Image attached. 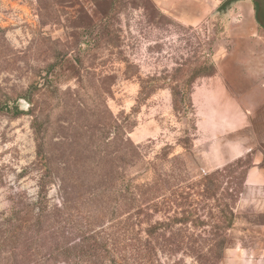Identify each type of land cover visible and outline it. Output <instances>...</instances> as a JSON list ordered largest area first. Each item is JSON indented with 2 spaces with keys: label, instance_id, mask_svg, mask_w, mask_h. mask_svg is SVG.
<instances>
[{
  "label": "rangeland",
  "instance_id": "rangeland-1",
  "mask_svg": "<svg viewBox=\"0 0 264 264\" xmlns=\"http://www.w3.org/2000/svg\"><path fill=\"white\" fill-rule=\"evenodd\" d=\"M222 3L207 21L187 25L152 0H0V223L17 204L37 200L44 168L35 120L51 159L61 165L93 159L79 149L103 144L104 121L111 114L139 151L137 166L126 176L136 185L134 203L128 208L129 200L121 197L115 214L122 227L134 228L135 239L148 238L146 229L155 227L156 237L165 233L182 245L176 255L160 253L162 261L207 264L220 251L213 252L216 243L226 238L218 264H264L262 229L256 226L264 216L260 197L253 201L246 188L245 159L205 164L198 152L193 92L210 76L208 69L217 74L231 45V25L240 22L231 18L230 2ZM255 8L264 27L256 1ZM49 63L55 68L45 86ZM194 78L193 108L176 110L170 82ZM35 83L40 90L30 98ZM7 102L20 114L2 110ZM116 168L110 183L121 179ZM48 198L59 203L56 183ZM104 200L103 216L98 201H82L70 231L112 224L119 200L112 194ZM230 222L227 235H216L217 226Z\"/></svg>",
  "mask_w": 264,
  "mask_h": 264
},
{
  "label": "trees",
  "instance_id": "trees-1",
  "mask_svg": "<svg viewBox=\"0 0 264 264\" xmlns=\"http://www.w3.org/2000/svg\"><path fill=\"white\" fill-rule=\"evenodd\" d=\"M223 5L224 3L220 7ZM259 8L257 3L258 20L263 25L258 15ZM45 68L46 82L43 84L49 86L48 84L52 83L51 69L55 68V64L49 63ZM207 71V75L215 73L214 68ZM194 82L195 78L183 83L170 82L173 84L176 110L180 105L193 108ZM31 86L34 90L29 97L36 93V90H40V85L36 83ZM6 104V107H1L2 110L15 115L20 114L21 111L15 103L11 106L9 102ZM104 125L102 145L79 149V153L91 152L93 155L91 161L79 158L58 165L50 157L43 136L40 135L42 131L38 121H34L33 128L37 137L41 139L37 143V156L44 172L39 179L37 200L32 204L27 202L26 206L20 207V204H17L12 214L0 223V264H187L183 258H175L172 263L161 260L160 253L173 256L182 248L180 243L167 239L165 233L156 237L155 227H148L146 229L148 238L135 239L134 228L131 230L122 227V219L115 217L116 211L122 206L121 197L124 201L129 200L128 208L134 203L136 185L133 178L126 176L131 168L137 166L139 151L138 146L127 135L120 119L109 114ZM240 159L246 161V178L247 168L251 164L250 156ZM115 166L116 172L122 171L121 179L110 183L109 176ZM52 183L58 185L60 195V201L56 204H51L48 198L49 186ZM110 194L115 195L117 200L120 199L116 209H112L114 216L112 224L100 229L70 231L68 224L70 221L73 222L82 201H98L96 207L100 210L98 216H103L106 215L107 208L104 198ZM128 208H124L123 211L128 213ZM222 213L225 214V210H222ZM231 214L234 215L233 212ZM262 215L264 216V213ZM128 216L131 218V213ZM232 225L230 222L228 225L217 226L216 235L224 237ZM228 244L226 238L216 243L213 252L220 251L215 253L218 255L214 259L207 260V264H218ZM200 251L198 250L197 254H200ZM203 258L205 256L198 258V262H204Z\"/></svg>",
  "mask_w": 264,
  "mask_h": 264
},
{
  "label": "crops",
  "instance_id": "crops-1",
  "mask_svg": "<svg viewBox=\"0 0 264 264\" xmlns=\"http://www.w3.org/2000/svg\"><path fill=\"white\" fill-rule=\"evenodd\" d=\"M152 1L161 12L197 25L223 0ZM228 1L231 18L240 22L231 25V45L217 74L199 80L193 92L198 152L205 164L224 165L250 156L245 185L253 201L260 197L259 212L264 213V27L258 25L255 0ZM256 226L262 229L264 259V222Z\"/></svg>",
  "mask_w": 264,
  "mask_h": 264
},
{
  "label": "water",
  "instance_id": "water-1",
  "mask_svg": "<svg viewBox=\"0 0 264 264\" xmlns=\"http://www.w3.org/2000/svg\"><path fill=\"white\" fill-rule=\"evenodd\" d=\"M259 4V19L264 25V0H255Z\"/></svg>",
  "mask_w": 264,
  "mask_h": 264
}]
</instances>
